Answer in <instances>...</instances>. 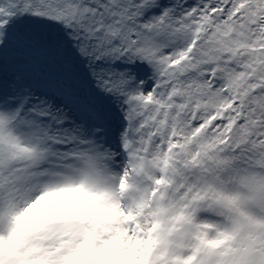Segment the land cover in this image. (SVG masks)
<instances>
[{"label": "snow or ice", "instance_id": "obj_1", "mask_svg": "<svg viewBox=\"0 0 264 264\" xmlns=\"http://www.w3.org/2000/svg\"><path fill=\"white\" fill-rule=\"evenodd\" d=\"M0 264H264V0H0Z\"/></svg>", "mask_w": 264, "mask_h": 264}]
</instances>
